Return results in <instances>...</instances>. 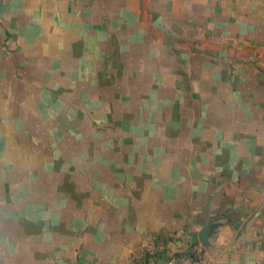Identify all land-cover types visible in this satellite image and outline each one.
<instances>
[{
	"label": "crops",
	"instance_id": "crops-1",
	"mask_svg": "<svg viewBox=\"0 0 264 264\" xmlns=\"http://www.w3.org/2000/svg\"><path fill=\"white\" fill-rule=\"evenodd\" d=\"M264 264V0H0V264Z\"/></svg>",
	"mask_w": 264,
	"mask_h": 264
},
{
	"label": "built area",
	"instance_id": "built-area-1",
	"mask_svg": "<svg viewBox=\"0 0 264 264\" xmlns=\"http://www.w3.org/2000/svg\"><path fill=\"white\" fill-rule=\"evenodd\" d=\"M205 251L202 246L192 242L189 249L177 253L156 252L147 264H205Z\"/></svg>",
	"mask_w": 264,
	"mask_h": 264
}]
</instances>
